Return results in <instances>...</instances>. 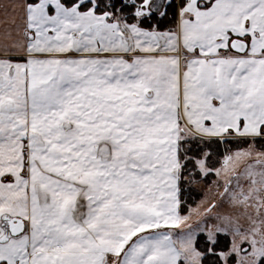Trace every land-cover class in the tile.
I'll return each mask as SVG.
<instances>
[{"label": "snow or ice", "instance_id": "snow-or-ice-1", "mask_svg": "<svg viewBox=\"0 0 264 264\" xmlns=\"http://www.w3.org/2000/svg\"><path fill=\"white\" fill-rule=\"evenodd\" d=\"M260 141L264 0H0V264H264Z\"/></svg>", "mask_w": 264, "mask_h": 264}, {"label": "rangeland", "instance_id": "rangeland-1", "mask_svg": "<svg viewBox=\"0 0 264 264\" xmlns=\"http://www.w3.org/2000/svg\"><path fill=\"white\" fill-rule=\"evenodd\" d=\"M246 147H248V145L243 143V147H241L240 149H243ZM256 147L257 148L264 147V141L258 142ZM232 151H236V150H232ZM218 166L219 165H217V167ZM215 179L216 178L213 176L210 180V183H206L205 181H201V183L199 185L192 186V187H195L196 189H199L200 191L203 192V195L196 201V204L192 207H195L201 201L207 200V199L211 198L213 195H215V189H214V186L212 183Z\"/></svg>", "mask_w": 264, "mask_h": 264}, {"label": "trees", "instance_id": "trees-1", "mask_svg": "<svg viewBox=\"0 0 264 264\" xmlns=\"http://www.w3.org/2000/svg\"><path fill=\"white\" fill-rule=\"evenodd\" d=\"M243 147V143L240 144H231L228 145L227 148H230L231 150H237ZM225 149V146H221V151ZM217 157H214L216 159ZM213 176L208 177L206 180H204L206 183H210V180ZM203 195V192L199 189H196L195 187H191L188 189V191L185 192V198L187 200V203L189 206H194L196 204V201Z\"/></svg>", "mask_w": 264, "mask_h": 264}]
</instances>
